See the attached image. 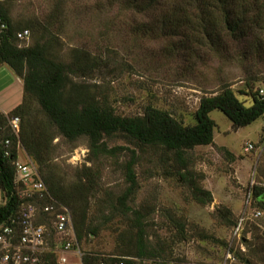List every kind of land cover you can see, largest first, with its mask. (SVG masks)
<instances>
[{
    "label": "rangeland",
    "instance_id": "obj_1",
    "mask_svg": "<svg viewBox=\"0 0 264 264\" xmlns=\"http://www.w3.org/2000/svg\"><path fill=\"white\" fill-rule=\"evenodd\" d=\"M59 1L0 0L14 24L29 27V40L19 46H32L39 41L47 46L51 58L66 65L82 54L96 59L98 66L88 76L78 72L69 78L89 89L97 102L118 116H142L146 107L151 106L189 125L194 121L199 100L214 95L224 85L236 92L253 86L264 95V0L250 7L237 37L223 31L226 47L217 53L194 41L197 36L206 39L205 34L170 29L162 14L172 0H162L143 17L124 0L112 7L110 0ZM256 18L258 23L254 22ZM141 24L146 33L136 31ZM208 32L217 34L210 28ZM0 70V106L13 107L21 89L10 82L11 70ZM31 107L32 111L37 110L35 102ZM39 118L43 116L39 114ZM210 118L216 123L214 144L188 153L189 171L197 184L212 195V202L204 206L194 202L189 186L179 178L178 172L183 171L165 160L161 149L138 148L120 135L105 140L108 148L127 147L137 153L135 173L139 190L128 205L149 213L145 220L146 240L159 254L143 260L163 258L172 264H218L227 250L233 249L247 253L255 264H263L256 262V256L252 258L242 241L245 236L251 247L264 244V218L253 220L254 207L247 198L252 182L264 183V145L259 144L263 119L234 131L222 113L214 111ZM7 131L6 126L0 129L1 139ZM54 134L53 163L69 180L83 166L100 172L97 191L89 201L88 222L90 226L104 225L97 235L82 238L83 250L128 256L124 243L135 233L128 223L129 216L125 219L113 210L116 198L127 187L123 172L127 152L92 165L87 162L86 138L69 141L57 132ZM248 143L253 149L245 152L243 148ZM19 154V162L31 160L22 149ZM221 206L231 210L237 226L227 227L218 222L214 213ZM174 222L185 230L182 232ZM201 232L206 234L205 239L195 235ZM223 242L228 245L226 249Z\"/></svg>",
    "mask_w": 264,
    "mask_h": 264
},
{
    "label": "trees",
    "instance_id": "obj_2",
    "mask_svg": "<svg viewBox=\"0 0 264 264\" xmlns=\"http://www.w3.org/2000/svg\"><path fill=\"white\" fill-rule=\"evenodd\" d=\"M119 1L121 0H110V6ZM124 1L139 17H143L162 0ZM260 1L172 0V5L162 15L163 20L169 22L171 30L182 29L184 34L189 32L196 35L199 34L198 32L205 34L206 39L197 36L194 41L198 42V45L208 47L209 51L217 53L226 47L224 42L226 33L223 31L226 30L231 37H237V33L243 28L250 7ZM162 15L160 13L161 17ZM168 18L173 20H166ZM0 19L7 25V30L0 39V65H6L23 84L21 103L9 113L0 114V129L4 126L8 129L5 137L0 138V192L2 195L0 224H8L19 208V201L15 194L13 162L18 159L19 150L22 149L37 167L51 195L70 211L79 242L84 236L97 235L104 224L90 226L88 208L92 194L97 191L100 172L93 170L92 166H83L75 170V174L69 180V176L53 163L54 133L57 132L59 136L69 141L86 138L87 162L92 165L101 159H114L127 152L128 158L123 165L127 187L116 198L113 210L125 219L129 216L128 223L135 234L127 240L126 244L124 243L125 255L133 256L132 258L141 261L143 258L159 254L148 246L146 240L148 224L145 220L149 213H142L141 210L128 205L139 190L135 173L138 162L137 153L134 149L127 147L108 148L105 140L120 135L138 148L161 149L164 159L174 162L179 171H183L178 172L180 180L189 186L194 202L202 206L212 202V195L208 190L200 187L193 178L189 171L188 153L195 148L214 144L216 123L210 118V113L214 111L222 113L230 121L234 131L247 127L258 119H263L261 128L263 137L259 144L264 145V95L253 86H247L236 92L224 85L214 95L202 97L194 111V121L189 125H184L171 113L151 106L146 107L142 116H118L112 109L97 102L89 89L72 83L69 78L70 74L78 72L88 76L98 66L96 59L88 54H82L74 58L71 65H66L51 58L47 46L39 41L32 46L21 47L16 34L22 30H28L29 27L14 24L10 19L9 10L1 2ZM258 19H254V22L258 23ZM144 27L145 25L141 24L136 31L146 33L147 29ZM208 28L217 34L212 35L208 32ZM33 102L37 105L35 111H32L31 107ZM39 114L43 116V119L39 118ZM14 117L20 120L17 137L13 135L9 127V120ZM5 140L11 142L10 156L4 155ZM226 153L232 157L229 152ZM247 198L254 210L261 211L264 216V183L251 184L247 189ZM214 214L220 224L227 227L237 226V221L235 222L229 208L221 206ZM174 224L181 228L182 232L185 230L180 223L174 222ZM195 235L200 239L206 238L204 232ZM243 238L246 239L245 236ZM182 239H185L184 233H182ZM244 242L252 258H257L256 262L264 264V244L259 243V247L254 248L255 246L251 247V242L248 243L247 240ZM222 245L225 249L228 246L226 242ZM230 251L236 258L237 264H255L254 260L251 262L247 253L233 249ZM161 259L170 263L167 259ZM84 261L88 264H96L98 258L85 257ZM140 261H131L128 264H140Z\"/></svg>",
    "mask_w": 264,
    "mask_h": 264
},
{
    "label": "built area",
    "instance_id": "obj_3",
    "mask_svg": "<svg viewBox=\"0 0 264 264\" xmlns=\"http://www.w3.org/2000/svg\"><path fill=\"white\" fill-rule=\"evenodd\" d=\"M6 30V23L0 19V39ZM29 37L28 30L16 34L19 43L28 41ZM9 127L17 137L19 118L10 119ZM10 145V140L4 141L5 156H10ZM243 149L250 152L253 145L248 143ZM13 165L19 208L8 224H0V264H88L84 261L85 257H97L96 264H128L131 261H140L129 256L84 251L76 236L70 211L51 195L35 164L30 160L19 162L17 159ZM262 217L259 210L252 213L253 220ZM261 234L264 238V230H261ZM140 264L172 263L155 259L141 260ZM218 264H237L230 249Z\"/></svg>",
    "mask_w": 264,
    "mask_h": 264
},
{
    "label": "crops",
    "instance_id": "obj_4",
    "mask_svg": "<svg viewBox=\"0 0 264 264\" xmlns=\"http://www.w3.org/2000/svg\"><path fill=\"white\" fill-rule=\"evenodd\" d=\"M1 67H0V69H5L7 66L6 65H0ZM8 68V67H7ZM9 69V68H8ZM10 70V69H9ZM12 72V71H11ZM0 73H1V70H0ZM12 77L14 78H12V79H9L10 80V82H15V83H17L18 84V86L20 87V89H21V95L18 97V102H14L13 101V107H9V108H2V106H0V113H2V114H7V113H9L12 109H14L16 106H18L20 103H21V101H22V95H23V84H22V81L18 78V77H16L14 74H13V72H12ZM19 156H20V154H18V158H19ZM23 162H25V161H23Z\"/></svg>",
    "mask_w": 264,
    "mask_h": 264
}]
</instances>
